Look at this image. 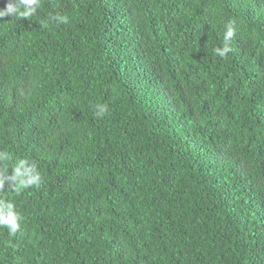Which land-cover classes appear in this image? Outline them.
I'll list each match as a JSON object with an SVG mask.
<instances>
[{"label": "trees", "instance_id": "obj_1", "mask_svg": "<svg viewBox=\"0 0 264 264\" xmlns=\"http://www.w3.org/2000/svg\"><path fill=\"white\" fill-rule=\"evenodd\" d=\"M0 152V173L24 158L41 175L0 189L21 217L0 264H264V0L3 17Z\"/></svg>", "mask_w": 264, "mask_h": 264}, {"label": "clouds", "instance_id": "obj_2", "mask_svg": "<svg viewBox=\"0 0 264 264\" xmlns=\"http://www.w3.org/2000/svg\"><path fill=\"white\" fill-rule=\"evenodd\" d=\"M39 6L40 0H9L3 8H0V19L5 16L29 19L36 14ZM49 21L66 24L68 23V17L66 15L50 14L48 20L43 21V26L47 27ZM232 36L231 26H226L223 47L214 49L216 55L223 58L232 51L230 46ZM107 112V105L97 104L95 106L97 118H103ZM7 158L8 154L6 152H0V162L5 161ZM6 181L11 182L13 190L19 192L21 189L39 185L41 175L35 162L21 158L13 165L10 174L0 173V189L4 188ZM20 220L21 217L15 210V205L10 201L0 199V228H6L10 235H15L21 229Z\"/></svg>", "mask_w": 264, "mask_h": 264}]
</instances>
